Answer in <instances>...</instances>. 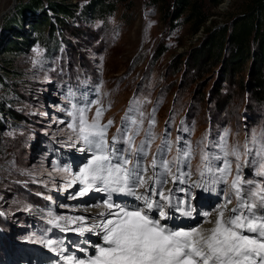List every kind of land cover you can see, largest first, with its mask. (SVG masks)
Masks as SVG:
<instances>
[{
  "label": "rangeland",
  "instance_id": "1",
  "mask_svg": "<svg viewBox=\"0 0 264 264\" xmlns=\"http://www.w3.org/2000/svg\"><path fill=\"white\" fill-rule=\"evenodd\" d=\"M12 1L0 0V13ZM27 1L18 0L0 18V34L6 19L14 17L20 3ZM67 1L76 2L80 14L66 25L56 26V17L44 0L36 10L48 9L55 31L49 34L50 25L35 32L25 24L32 38L28 48L21 52L0 49V73L6 79L0 81V101L6 100L17 114L0 113L4 122L0 134V264H65L62 256L94 254L93 248L82 243L91 234L80 237L59 229L46 231L51 227L48 211L80 216L83 209L100 208L97 205L104 200L102 192L71 199L81 186L67 187L91 156L80 151L84 145L68 128L72 123L68 113L74 105L90 106L89 120L97 107H103L102 123L114 122L109 139L122 127L129 108H138L144 113V123L137 144L145 139L154 115L151 134L155 139L144 163L150 162L162 141L171 144L166 154L169 160L190 146L191 168L182 164L181 171H191L190 178L200 185L223 189L231 196L228 184L199 176L200 156L202 152L220 156L212 166L221 167L222 152L216 145L225 131L231 148L243 146L251 134L264 129V99L254 96L247 73L243 82L240 75L225 79L221 65L197 68L186 62L205 35L203 26L194 31L185 15L175 24L169 22L162 4L153 0H122L111 13L87 18L81 9L91 0ZM235 1L240 0H230L226 8L205 0L210 12L207 24H221L235 14ZM37 48L42 50L39 57ZM252 159L248 157L240 174L245 180L260 182L264 178L255 175ZM65 168L69 171H60ZM234 175L235 162L229 182ZM93 236V243L102 242ZM41 237L63 240V253L33 242ZM82 247L87 252L79 251Z\"/></svg>",
  "mask_w": 264,
  "mask_h": 264
},
{
  "label": "snow or ice",
  "instance_id": "2",
  "mask_svg": "<svg viewBox=\"0 0 264 264\" xmlns=\"http://www.w3.org/2000/svg\"><path fill=\"white\" fill-rule=\"evenodd\" d=\"M34 51L39 57L42 50ZM95 103L99 104V101ZM90 110L88 105L79 108L74 105L73 111L68 113L72 118L68 128L84 145L80 151L89 152L91 156L68 181L67 187L81 186L71 199L88 196L90 192L105 193L102 205H97L105 211L98 213V218L89 224L85 216L58 215L50 210L46 216L51 227L46 231L59 229L77 233L80 237L87 233L102 242L93 243L90 235L82 243L93 248L94 254L84 258L62 256L65 264H264V179L260 182L245 180L240 174L241 168L249 163L248 157L252 156L255 175L264 178V129L251 134L243 146L231 148L229 132L225 131L221 143L216 145L222 152L221 167L212 166L213 161L221 159L220 156L210 157L208 152H202L199 176H211L215 182L228 184L232 196L212 213H203L208 218L205 224L186 230L175 225L170 227L169 223L176 218L177 212L192 217L196 210L189 201L173 203L172 190L165 186L169 183L168 178L172 182H184L186 177H191V171L183 172L180 168L182 164L191 168V147L169 160L166 154L172 150L171 144L162 141L157 151L151 153L150 162L145 164L155 139L151 134L154 115L149 120L145 139L137 144L136 137L144 123V113L138 108H129L122 118V127L111 139L108 130L113 120L102 123L103 107H97L89 120ZM121 144L124 147H120ZM233 162L235 175L229 182ZM193 186L200 185L193 182ZM114 194L121 203L113 200ZM233 199L235 204L230 207ZM33 242L52 251H64L63 240L41 237ZM79 251L87 252V248L82 247Z\"/></svg>",
  "mask_w": 264,
  "mask_h": 264
},
{
  "label": "trees",
  "instance_id": "3",
  "mask_svg": "<svg viewBox=\"0 0 264 264\" xmlns=\"http://www.w3.org/2000/svg\"><path fill=\"white\" fill-rule=\"evenodd\" d=\"M44 0H28L20 3L14 17L7 18L0 34V49L21 52L25 50L32 39L25 24L36 32L49 27V34L55 29L52 18L43 8H36ZM51 12L55 15L56 26L63 27L73 17H77L78 4L67 0H45ZM122 0H91L81 9L82 17H99L111 13L117 2ZM212 5H219L223 0H208ZM164 7V16L174 23L180 16L190 21L194 31L204 27L205 35L193 47L188 57V63L201 68L205 65H221V74L225 79L241 76L247 73L249 85L254 88V96L264 99V0L235 1L238 11L221 24H207L210 12L205 8V0H153ZM175 24V23H174ZM47 26V27H46ZM164 49L160 48L162 53ZM187 63V64H188ZM0 81L6 79L0 73ZM16 112L0 101V113ZM17 115V114H16ZM4 122L0 117V134Z\"/></svg>",
  "mask_w": 264,
  "mask_h": 264
},
{
  "label": "bare ground",
  "instance_id": "4",
  "mask_svg": "<svg viewBox=\"0 0 264 264\" xmlns=\"http://www.w3.org/2000/svg\"><path fill=\"white\" fill-rule=\"evenodd\" d=\"M229 1L230 0H223L221 3H219L220 4V6H226V8L228 7V3H229ZM195 199H197L198 198V194L199 195H201V196H199L200 198H201V201H200V203L201 204H204V199H203V193H202V190L201 191H197V187H196V189H195ZM96 194H97V192H96ZM99 194V193H98ZM179 196L181 195V193H177ZM206 196L208 197V200H210V198L211 199H213L214 197H212V196H209L208 194H206ZM209 208L212 210V211H214L215 209H216V207H211V205L209 206ZM195 210H197V208H195ZM101 211H105V209L104 208H95V209H93V210H91V211H89V210H84L83 209V213H82V216H85V217H87L88 218V222H90V223H92L93 222V220L94 219H97L98 218V213H100ZM81 216V215H80ZM208 218L207 217H198L196 220H192L191 221V223L192 224H196V227H199L200 225H202V224H205V221L207 220ZM205 226H207V225H205ZM67 233H69V235H71V236H79V235H77V234H73L72 232H67ZM94 238H97L96 236H93ZM78 245V244H77Z\"/></svg>",
  "mask_w": 264,
  "mask_h": 264
},
{
  "label": "water",
  "instance_id": "5",
  "mask_svg": "<svg viewBox=\"0 0 264 264\" xmlns=\"http://www.w3.org/2000/svg\"><path fill=\"white\" fill-rule=\"evenodd\" d=\"M17 2H18V0H13L12 3H11L8 7H6L5 9H3V10L1 11V13H0V18H1L3 15H5L6 13H8V12L10 11V9H11L12 7H14V6L17 4Z\"/></svg>",
  "mask_w": 264,
  "mask_h": 264
}]
</instances>
